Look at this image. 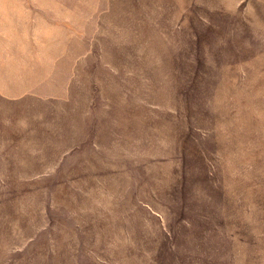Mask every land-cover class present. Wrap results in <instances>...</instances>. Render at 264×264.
Returning <instances> with one entry per match:
<instances>
[{
	"label": "rangeland",
	"instance_id": "obj_1",
	"mask_svg": "<svg viewBox=\"0 0 264 264\" xmlns=\"http://www.w3.org/2000/svg\"><path fill=\"white\" fill-rule=\"evenodd\" d=\"M0 264H264V0H0Z\"/></svg>",
	"mask_w": 264,
	"mask_h": 264
}]
</instances>
